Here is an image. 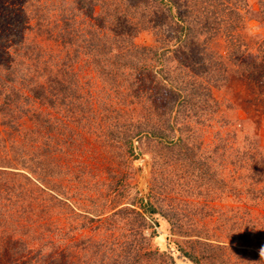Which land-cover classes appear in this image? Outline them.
I'll return each mask as SVG.
<instances>
[{
	"label": "trees",
	"instance_id": "trees-1",
	"mask_svg": "<svg viewBox=\"0 0 264 264\" xmlns=\"http://www.w3.org/2000/svg\"><path fill=\"white\" fill-rule=\"evenodd\" d=\"M72 1L82 11L78 24V15L71 13L72 10L69 16L48 18L50 11L58 10L57 3L68 5L64 1L52 0L48 4L46 0H0V125L3 127L0 146L5 144L1 148L5 147L11 160H16L12 165H0V171L5 169L0 177L6 174L11 178V182L0 178L3 181L0 192L19 185H32L27 196L31 210L41 217L63 199L60 191L63 187L55 181L59 178L57 173L48 169L43 173V165L51 162L39 159L40 147L36 149L37 154L31 153L26 140H30L32 131L40 135L45 127L53 126V118L43 117L44 111L36 105L61 106L63 114L67 115L81 110L80 79L73 69L82 47L96 55L95 62L102 74L98 73L108 81L110 75H104V65L110 59L119 66L129 61L135 65L140 63L137 65L142 73L138 77L140 80H135L121 95L120 101L124 104L129 100L126 111L114 105L118 111L115 118L123 114L129 121L136 118L137 122L122 128L123 134L118 129L114 141L132 156L134 140L153 142L155 148L152 150L160 154V159H155L151 170L156 175L163 172L166 183L178 182L179 178L184 181L183 187L176 183L164 191L161 190L166 185L163 181V185L154 187L163 194L156 192L142 204L138 192L128 198V173L120 175L111 169L114 173H110L111 179L106 183L109 189L106 191L107 188L102 187L97 194L92 195L93 190L87 195L94 204L90 219L101 220L107 216L105 211L111 212V219L117 216L128 220L130 234L122 251L114 257L102 253V258L111 259L112 264H149L151 261L161 264H264V214L256 212L251 217L248 206L235 215L230 228V235L238 242L232 244L236 247V262L224 257L225 245L203 241L199 235L183 231L184 224L191 220L186 215L190 207L185 198L207 197L209 190L202 192L199 187H203L206 179L218 181V155L221 168L234 167L230 180L237 178L246 185L245 193L252 201L251 206L259 209L264 206L262 138L259 128L244 131L252 129V124L260 126L263 121L259 109L264 106V35L257 31L251 42L242 32L248 20L255 21L260 31L264 30V0H257L258 10L248 6V0ZM142 33L154 37V45L135 43ZM49 40L54 43L50 49L45 44ZM7 43L12 52L4 51L3 45ZM17 77L28 88V94L12 84ZM110 77V81L115 80V76ZM114 84L112 81L111 85ZM4 87L8 88L3 90ZM117 93L120 94L119 90ZM133 94L137 106L130 107ZM23 116L37 121V127L24 122ZM213 120L221 129L213 133L212 152L198 155L197 151L202 150L199 129ZM120 123L116 121L115 125L121 129L124 123ZM65 144L71 147L72 142L66 140ZM235 144L238 146L234 147ZM173 162L180 163L181 168L174 181L170 170ZM0 164L3 163L0 161ZM187 175L193 176L196 188L189 189L185 182ZM80 176L76 174L75 179ZM129 177L132 178L130 173ZM17 178L22 182L16 185ZM154 181L157 182L155 177ZM220 181L226 183L224 178ZM165 197L169 198V204ZM148 229L151 231L145 235ZM172 234L186 237L175 240ZM98 241L97 245H102V240ZM25 245L21 237L4 242L0 238V264L23 254ZM97 245L94 242L99 254L101 248ZM50 259L47 255L37 264H59Z\"/></svg>",
	"mask_w": 264,
	"mask_h": 264
},
{
	"label": "rangeland",
	"instance_id": "rangeland-1",
	"mask_svg": "<svg viewBox=\"0 0 264 264\" xmlns=\"http://www.w3.org/2000/svg\"><path fill=\"white\" fill-rule=\"evenodd\" d=\"M46 1V3L50 4L52 0ZM57 1H64V3H68V5L60 6L57 3V7H59L58 10H53V12L50 11L48 18L55 20L60 19L59 15L65 14L69 16L71 13H74L75 16L78 15L76 19L78 24V21L82 18V11L73 4V1ZM16 3L18 5L17 1ZM248 3V6H251L252 9H259L257 0H248ZM71 10L73 12L70 13ZM256 26L257 23L255 21L248 20L244 23L242 28V32L246 39L251 42H253V35L256 34L257 31L262 32L261 35H264V30L260 31ZM154 41V37L142 33L136 37L135 43L139 45H154ZM45 44H47L50 49V46L54 43L49 40L45 41ZM45 44H43V46L48 49ZM9 45L10 43L3 45L5 52L9 50L12 52V47ZM78 52L79 56L73 71L80 79L79 93L82 97L79 103L82 104H80L81 110L67 115L66 113L63 114V108L61 106L52 108L46 105H36V107L44 111L43 117L51 116L53 118V126L48 127L50 130L45 127L40 135L37 131H32L30 140H26V145L32 151L31 153L34 152L37 154L38 150L36 149L40 147L42 154L39 159L44 158L51 162H47L46 166L43 165V173L45 174L47 169L50 172L57 173L59 178L55 181L60 183L63 187L60 188L63 199L60 200V204L54 205L50 210L48 209L41 217L31 210L32 205L27 196V192L32 185L29 187L19 185L16 188L12 187L10 191L4 189L5 191L0 192V206H2L0 208V238L4 242L8 239L12 241L13 239L21 237L26 243L23 254L12 260H8L6 264H37L39 261L43 260L45 256L47 257V255L51 257L50 261H56L59 264H112L113 261L111 259L102 258V253L114 257L117 252L122 251V249L126 247L124 241L129 238L128 235L130 234V231H128V220L121 219L117 216H115V219H111L112 213L106 212L105 210L107 216L101 217V220H91L90 217H92L91 212L94 209V204L92 200H90V197L87 199V195L93 190L92 195L97 194V191H102V187H104L103 189L107 188L106 183L108 184L109 179H111L110 173H114L111 170L113 168L120 175L128 173V179L126 180V184L129 185V191L127 192L128 198L134 197L138 192L139 194H137V196L142 204H146L148 200L155 195L154 193L158 192L156 191L157 189L154 188L156 185L158 187L160 183L163 185V181L164 184L167 181V177L164 176L163 172L156 175L151 170L152 164H154L155 159L159 158L160 155L152 150L155 148L153 142L147 143L144 142V140L139 142L134 140V156H132L127 155L123 148L119 146V143L114 141L113 137L118 129L123 134L122 128L126 129L129 124L134 125L136 121V118L129 121V117L123 114H120L121 118H115L118 116V111L115 109L114 105L121 108L122 111L124 109L126 111V105L129 103V100L124 104V102L120 101L121 95L125 93L123 91H125L128 86H131L135 80H140L138 77L141 76L142 73L139 71V68H137V65L140 63L135 65L129 61L124 64V66L122 63H120L119 66L116 65L117 63H115L113 59H110L108 63L105 62L104 75L115 76V80H112L115 81V84L111 85L112 81H110V76H107V78L110 79L109 82L100 75L101 72L98 69V63L95 62L96 55L93 56L82 47L79 48ZM61 54L64 56L63 53ZM101 57L100 55V58ZM23 60H25V58ZM26 64H28V62ZM0 73H2L1 69ZM137 73L140 75H137ZM12 84L18 88L19 91H25L28 94V88L22 85L20 77H17L16 81ZM233 85L236 84L233 83ZM6 88L8 87H4L3 90ZM132 89H135V87L133 86ZM118 90L120 94L117 93ZM130 92L131 91H129V93ZM134 96L133 94L130 99L133 103L130 107L137 106ZM259 110H261L260 112H262L263 115V121L260 123V126L252 124V129L245 128L244 131L250 132L259 128L262 138L260 145L264 146V106H262V108L260 107ZM241 116L245 117V114L241 113ZM23 117L24 122L26 121L28 125L37 127V121H32L28 118L30 115L28 117ZM116 121L121 122L120 124L124 123L120 125L121 129L115 125ZM218 129H221V126L215 120L199 129V132L202 134V150L197 151L198 155L206 156L212 152L214 145L213 133ZM2 130L3 127L0 125V131ZM66 140L72 142L71 147L65 144ZM4 145L5 144H2L0 146V161L3 163L0 165H8V163L12 165L16 160H11L5 147L1 148ZM237 146L238 144H235L234 147ZM218 159L221 160L219 155ZM219 160L217 165L218 181L216 179H206L203 187H199L202 192L206 189L209 190L207 197L188 196L185 198V201L190 207L189 214L186 213V215L189 216L191 220L184 224L183 231L193 236L199 235V237L203 238L201 239L203 241H211L214 244L221 243V245H225V249L222 251L224 257L227 260L229 259L236 262L237 253L234 252L236 247L232 244H238V242L233 240L236 239V237L230 235V228L233 221L236 216H238L237 214L240 213L241 208L245 206L251 209V217L255 216L256 212L264 214V206L260 209L251 206L252 201L245 193L246 185H243L244 183L237 178L234 181L230 180L231 175H233L231 170L234 167L226 166L225 168H221V161L219 162ZM173 163L170 170L172 171V177L174 176V181L176 179V174L180 175L179 172L181 173V168L180 163ZM185 163L188 164L186 161ZM163 167L165 168V164H163ZM6 169L8 170V168ZM12 169L15 170V166H13ZM129 173L132 178L129 177ZM76 174L81 175L78 180L75 179ZM154 177L157 182L154 181ZM186 177H189V179L186 178L185 181L189 189L196 188L195 179L192 178L193 176L187 175ZM0 178H5L7 182H11L9 175L4 174ZM223 178L225 179V184H221L220 180ZM106 179L107 181L104 185L100 186L102 181ZM177 181L178 182H167L165 186H162L163 188L161 190L164 191L167 187L169 189L176 185V183H179L183 187L184 181L181 180V178ZM212 181H216L217 184ZM0 182L3 183L2 180H0ZM20 182L22 181L17 178L15 184L17 185ZM24 183L25 180L23 181V184ZM108 189L109 188H107L106 191ZM176 189L178 191L180 187L177 186ZM237 192L239 194L236 196L234 193ZM157 194L163 193L158 192ZM159 196L163 197L164 195ZM180 198L184 199L181 196ZM165 199L169 204V198L165 197ZM167 202L164 200V206L167 205ZM177 204L178 201L175 205ZM98 209L100 210L101 207ZM193 210L198 212L195 214L192 212ZM225 216L230 217L231 220L228 221ZM47 227H49L48 230H45ZM150 231V229L146 230L145 235H149ZM172 236L175 240H181L186 237H181L178 234H172ZM88 239L89 242H87ZM98 240H102V245H97L99 243ZM94 242L97 248L99 246L101 248L99 254H97V249L93 246ZM226 246H230L231 249ZM149 264L161 263L151 261ZM256 264H259V262Z\"/></svg>",
	"mask_w": 264,
	"mask_h": 264
}]
</instances>
